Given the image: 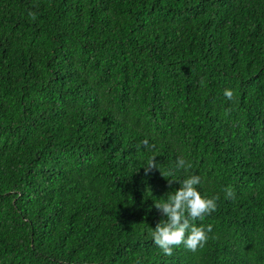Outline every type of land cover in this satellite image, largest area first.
Here are the masks:
<instances>
[{
	"label": "trees",
	"instance_id": "obj_1",
	"mask_svg": "<svg viewBox=\"0 0 264 264\" xmlns=\"http://www.w3.org/2000/svg\"><path fill=\"white\" fill-rule=\"evenodd\" d=\"M190 174L209 239L167 256ZM0 264H264V0H0Z\"/></svg>",
	"mask_w": 264,
	"mask_h": 264
},
{
	"label": "clouds",
	"instance_id": "obj_2",
	"mask_svg": "<svg viewBox=\"0 0 264 264\" xmlns=\"http://www.w3.org/2000/svg\"><path fill=\"white\" fill-rule=\"evenodd\" d=\"M27 15L31 20H36L35 12L28 11ZM224 96L228 100H232L233 92L225 89ZM154 158L155 156H152L147 160L144 167L146 174L152 169H157L164 178L174 176L172 170L161 172ZM175 167L187 171L192 165L190 162H186L183 157H179ZM173 181L179 183V189L167 193V197L163 201L153 203L164 219H161L152 229V241L167 256H171L173 248L180 245L192 252L205 246L209 239L208 233L211 231V225L197 226L196 221H203L206 216L215 212L216 202L219 199V196L211 198L201 196L197 190V186L202 183L199 175L190 174L180 180H168L169 186ZM224 191L226 199L235 198V192L231 187L225 188Z\"/></svg>",
	"mask_w": 264,
	"mask_h": 264
}]
</instances>
